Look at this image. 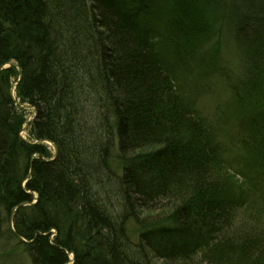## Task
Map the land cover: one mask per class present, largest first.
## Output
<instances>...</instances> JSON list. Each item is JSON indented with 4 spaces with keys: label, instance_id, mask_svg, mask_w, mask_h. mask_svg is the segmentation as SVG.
I'll return each instance as SVG.
<instances>
[{
    "label": "trees",
    "instance_id": "obj_1",
    "mask_svg": "<svg viewBox=\"0 0 264 264\" xmlns=\"http://www.w3.org/2000/svg\"><path fill=\"white\" fill-rule=\"evenodd\" d=\"M225 24L254 181L229 168L184 79L206 75ZM258 181L264 0H0V252L15 240L31 264H264Z\"/></svg>",
    "mask_w": 264,
    "mask_h": 264
},
{
    "label": "rangeland",
    "instance_id": "obj_2",
    "mask_svg": "<svg viewBox=\"0 0 264 264\" xmlns=\"http://www.w3.org/2000/svg\"><path fill=\"white\" fill-rule=\"evenodd\" d=\"M242 1L231 0V3L240 2L241 4ZM224 26L220 38L222 42L221 49L218 51L216 59L210 63V66L205 65L207 69L206 75H185L184 79L187 81L188 93L193 98L199 113L214 129L215 140H217L222 150L223 158L227 161L229 168L233 171L236 170V174L241 179L254 181V172L249 169L252 166L250 156L244 147L245 143L256 134L257 128L255 129L254 127L253 116L239 117L240 106L236 95L233 93L231 84H238L239 78H241L243 69L241 63L242 54L237 41L236 31L229 25L225 24ZM17 103L21 109H24L26 115L24 126H27V128L22 130L21 136L32 140L28 134V124L34 117L33 107L26 105V103L20 104L19 99H17ZM41 143L50 147L52 153L56 155V146L50 140H45ZM114 153H116L115 150ZM116 160L115 158L112 162L114 165H116ZM248 185L254 192V194H249L250 199L254 202L257 201L261 207H264L263 181H258L254 185L249 183ZM11 224H13L12 220ZM127 229L131 237L137 239L140 229L134 221L131 220L127 223ZM21 240L26 241L23 237H21ZM16 244L15 240H11L3 247L2 253L0 252V264H31V256L28 255L24 246H16Z\"/></svg>",
    "mask_w": 264,
    "mask_h": 264
},
{
    "label": "water",
    "instance_id": "obj_3",
    "mask_svg": "<svg viewBox=\"0 0 264 264\" xmlns=\"http://www.w3.org/2000/svg\"><path fill=\"white\" fill-rule=\"evenodd\" d=\"M10 63H12V62H10ZM12 91V90H11ZM13 92V91H12ZM44 140H42V141H40V142H43ZM56 148V153H57V147H55ZM74 259V258H73Z\"/></svg>",
    "mask_w": 264,
    "mask_h": 264
}]
</instances>
